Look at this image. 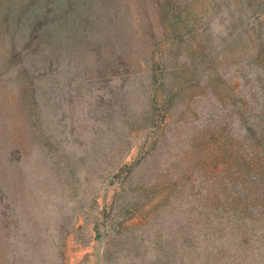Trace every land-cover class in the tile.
<instances>
[{"label":"rangeland","instance_id":"1","mask_svg":"<svg viewBox=\"0 0 264 264\" xmlns=\"http://www.w3.org/2000/svg\"><path fill=\"white\" fill-rule=\"evenodd\" d=\"M159 1L0 0V264H181L186 225L196 264H264L262 220L196 209L207 136L264 100V13Z\"/></svg>","mask_w":264,"mask_h":264},{"label":"trees","instance_id":"2","mask_svg":"<svg viewBox=\"0 0 264 264\" xmlns=\"http://www.w3.org/2000/svg\"><path fill=\"white\" fill-rule=\"evenodd\" d=\"M251 1V5L255 6L252 15L258 11L264 13V0ZM167 3L168 0L159 1L157 10L160 21L167 22L171 27L180 19V10L178 4L167 5ZM239 4H241L240 8L228 9L226 16L230 17L238 13V16L246 19L244 12H251L252 7L248 3ZM213 7L209 9L214 11ZM247 24L258 37L253 60L264 72V24L258 19H253L252 23L247 22ZM232 105L234 113L244 108V115L240 119L243 122V131L231 132L228 136L225 128L220 126L207 136L209 139L207 143L211 145L210 150L213 154L212 164L210 163L213 179L210 185L211 192L200 196L196 209L203 213L202 211L205 210L216 211L215 208L235 207L239 213L251 214L254 219L262 220L258 223H264V100L260 103L252 99L243 101L242 104L233 102ZM197 139L201 143L202 137ZM184 230L181 264H196V231L194 237L189 225H186ZM205 236L207 237L208 234ZM206 237L204 241H209ZM208 254L205 253L206 256ZM209 263H212V259L207 260V264Z\"/></svg>","mask_w":264,"mask_h":264}]
</instances>
